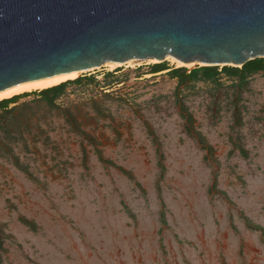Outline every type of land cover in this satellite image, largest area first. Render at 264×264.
Segmentation results:
<instances>
[{
	"label": "rangeland",
	"instance_id": "rangeland-1",
	"mask_svg": "<svg viewBox=\"0 0 264 264\" xmlns=\"http://www.w3.org/2000/svg\"><path fill=\"white\" fill-rule=\"evenodd\" d=\"M161 62L1 110L0 264H264V71Z\"/></svg>",
	"mask_w": 264,
	"mask_h": 264
},
{
	"label": "water",
	"instance_id": "water-1",
	"mask_svg": "<svg viewBox=\"0 0 264 264\" xmlns=\"http://www.w3.org/2000/svg\"><path fill=\"white\" fill-rule=\"evenodd\" d=\"M168 57L264 58V0H0V90Z\"/></svg>",
	"mask_w": 264,
	"mask_h": 264
},
{
	"label": "trees",
	"instance_id": "trees-1",
	"mask_svg": "<svg viewBox=\"0 0 264 264\" xmlns=\"http://www.w3.org/2000/svg\"><path fill=\"white\" fill-rule=\"evenodd\" d=\"M151 66L155 71L166 68L164 62L153 63ZM221 71L231 76L236 75L238 76L239 79L243 80L245 79V77L255 72L264 71V58L256 57L254 59H250L246 61L244 64H242L240 67L230 66V65H222L221 67L217 65H196L190 70H188V72H186V67L178 66V67L170 68L168 70V73L172 76H176L178 80L181 82L185 80L213 79ZM107 73L112 74V71ZM82 77L83 76L79 75L74 79L61 81L59 83L41 89L24 91L6 98H2L0 99V114H1V110L6 109L10 103L17 101L19 97L23 95H28L30 93L36 94L37 96H39L41 100L45 101L48 104H52L54 103L55 99L64 92L65 86L68 82L79 81Z\"/></svg>",
	"mask_w": 264,
	"mask_h": 264
},
{
	"label": "bare ground",
	"instance_id": "bare-ground-1",
	"mask_svg": "<svg viewBox=\"0 0 264 264\" xmlns=\"http://www.w3.org/2000/svg\"><path fill=\"white\" fill-rule=\"evenodd\" d=\"M168 59L171 60V61H174L176 65H182V63L180 61L175 60L172 57H168ZM149 60L154 61L153 59H149ZM126 63L127 64H132L133 60H129ZM190 64H192V63H187L185 65H190ZM105 65H108L109 67H113L116 64L109 62V63H105ZM79 73L80 72H78L75 75L60 76V77L55 78L52 81H41V82L24 83V84L15 85V86H12V87H9V88H5L3 90H0V98L9 97V96H12L14 94H18V93H21V92H24V91H31V90H35V89H41V88H44V87L59 83V82L65 80L67 78H74Z\"/></svg>",
	"mask_w": 264,
	"mask_h": 264
}]
</instances>
